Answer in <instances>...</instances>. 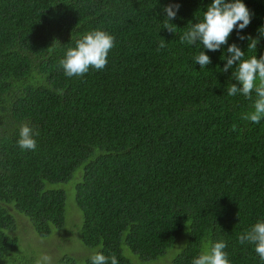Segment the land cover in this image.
Masks as SVG:
<instances>
[{"label":"trees","instance_id":"obj_1","mask_svg":"<svg viewBox=\"0 0 264 264\" xmlns=\"http://www.w3.org/2000/svg\"><path fill=\"white\" fill-rule=\"evenodd\" d=\"M211 3L0 0V264H91L97 251L118 264H191L220 241L230 264H264L239 242L264 220V119L241 118L255 92L229 96L235 68L219 71L233 43L244 59L264 57V0H243L251 23L220 50L181 43ZM97 29L115 37L106 67L67 77L60 60ZM22 123L39 133L35 151L17 144ZM58 240L60 253L47 250ZM67 241L90 254L72 256Z\"/></svg>","mask_w":264,"mask_h":264},{"label":"clouds","instance_id":"obj_2","mask_svg":"<svg viewBox=\"0 0 264 264\" xmlns=\"http://www.w3.org/2000/svg\"><path fill=\"white\" fill-rule=\"evenodd\" d=\"M179 8V4H171L164 9L166 12L165 29L169 32H175L173 27L175 25L168 22L176 17ZM250 23L251 13L243 0H213V3L204 12L203 20L193 24L188 31L184 32L180 41L181 43L187 42L189 45L199 42L204 49L215 52L228 44V39L237 25L238 29L242 31ZM239 38L245 39L244 36ZM114 46V36L103 30H93L77 39L74 48L67 50L65 57L59 62L60 67L69 78L83 76L88 73L90 68L97 71L103 70L108 63L109 52ZM164 47V43L159 45L160 49ZM52 48H49V51ZM252 48H256L255 42L249 44V49ZM227 53L229 55H227L224 68L218 69L227 73L229 69L235 68L232 79L241 85L238 87L237 84H230L227 94L236 96L239 93L252 100L254 91L256 99L252 103L253 110L243 114L241 118L259 124L264 119V57L252 56L249 59H244L245 52L234 43L227 48ZM194 60L201 66V69L207 68L211 64V59L205 54V51H201ZM236 130V125H233V131ZM38 135L39 133L35 132L27 123H22L19 127L17 144L22 151H35L37 141L34 137ZM48 223L52 231L57 232L56 226L51 221ZM246 241L255 246L256 254L261 261H264V220L256 222L248 232L240 235L239 242L243 244ZM226 247L227 245L223 241L210 245L205 243L191 264H230L227 253L224 251ZM90 260L91 264H118L115 255L107 257L100 251L91 255ZM35 264H51V257L41 255Z\"/></svg>","mask_w":264,"mask_h":264},{"label":"rangeland","instance_id":"obj_3","mask_svg":"<svg viewBox=\"0 0 264 264\" xmlns=\"http://www.w3.org/2000/svg\"><path fill=\"white\" fill-rule=\"evenodd\" d=\"M61 244L60 240H58L56 246H51L49 243H46V248L47 250H50L54 253V251L56 252L57 247ZM65 249H68L70 254L72 256L75 257H84L86 258L90 253L87 251V249L85 247H83V245L79 242H72V241H67L66 243H64L63 245ZM58 253H60V251L57 250Z\"/></svg>","mask_w":264,"mask_h":264}]
</instances>
